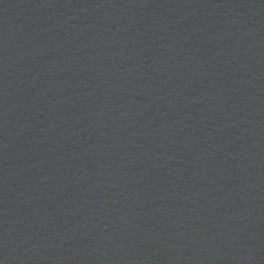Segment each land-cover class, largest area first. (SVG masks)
<instances>
[{
	"label": "water",
	"instance_id": "1",
	"mask_svg": "<svg viewBox=\"0 0 264 264\" xmlns=\"http://www.w3.org/2000/svg\"><path fill=\"white\" fill-rule=\"evenodd\" d=\"M0 264H264V0H0Z\"/></svg>",
	"mask_w": 264,
	"mask_h": 264
}]
</instances>
